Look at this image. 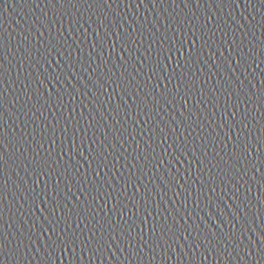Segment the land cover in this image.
Returning <instances> with one entry per match:
<instances>
[{
    "label": "water",
    "instance_id": "1",
    "mask_svg": "<svg viewBox=\"0 0 264 264\" xmlns=\"http://www.w3.org/2000/svg\"><path fill=\"white\" fill-rule=\"evenodd\" d=\"M0 264H264V0H0Z\"/></svg>",
    "mask_w": 264,
    "mask_h": 264
},
{
    "label": "snow or ice",
    "instance_id": "2",
    "mask_svg": "<svg viewBox=\"0 0 264 264\" xmlns=\"http://www.w3.org/2000/svg\"><path fill=\"white\" fill-rule=\"evenodd\" d=\"M177 51H179V49H177ZM89 240L91 241V237H89ZM18 244H19V242H18Z\"/></svg>",
    "mask_w": 264,
    "mask_h": 264
}]
</instances>
